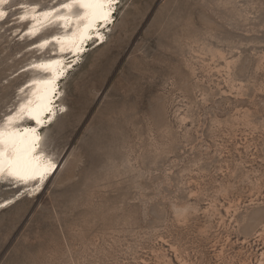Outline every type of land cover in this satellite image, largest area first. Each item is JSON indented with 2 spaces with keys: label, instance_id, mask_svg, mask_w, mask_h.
Returning a JSON list of instances; mask_svg holds the SVG:
<instances>
[{
  "label": "rangeland",
  "instance_id": "374dc122",
  "mask_svg": "<svg viewBox=\"0 0 264 264\" xmlns=\"http://www.w3.org/2000/svg\"><path fill=\"white\" fill-rule=\"evenodd\" d=\"M22 47L0 30V111ZM64 103L0 264H264V0H122Z\"/></svg>",
  "mask_w": 264,
  "mask_h": 264
},
{
  "label": "snow or ice",
  "instance_id": "6c2138e0",
  "mask_svg": "<svg viewBox=\"0 0 264 264\" xmlns=\"http://www.w3.org/2000/svg\"><path fill=\"white\" fill-rule=\"evenodd\" d=\"M118 3L119 0H63L59 7L19 5L22 14L15 19L31 25L26 35L36 36L52 25L63 28L64 35L52 37L62 58L33 63L31 68L44 73L43 78L32 79L21 87L19 92L24 95L17 96L13 107L0 116V182L31 192L38 190L58 168L50 125L56 114L63 110L55 104L62 94L61 81L79 62L85 42L93 34L97 39L104 38L100 29L114 21ZM5 6L11 9L10 0H0V21H5L8 16ZM48 44L49 40L44 39L35 47L45 49ZM25 121L33 124L21 127V122ZM14 200L15 197L0 201V208Z\"/></svg>",
  "mask_w": 264,
  "mask_h": 264
},
{
  "label": "bare ground",
  "instance_id": "6f19581e",
  "mask_svg": "<svg viewBox=\"0 0 264 264\" xmlns=\"http://www.w3.org/2000/svg\"><path fill=\"white\" fill-rule=\"evenodd\" d=\"M62 2H63V0H19V1L10 0L11 9H9L7 6H5L4 10L8 12V16L6 17L5 21H0V30L3 29L4 27H6L8 24H15V26L10 29V38L12 39V38L16 37V35L18 33H20V31H21L22 34H19L17 36V38L23 39V35L27 33V29L31 25L30 24L28 26L20 25L21 22L18 19H15V17H18L19 15L22 14L21 10L20 11L16 10V9H19V5L24 4V3H31V4H37L41 8H45V7H52L53 5H56L57 7H59V4L62 3ZM121 2H122V0H119L118 5L116 6V12L114 13V21L111 24H109L107 27H103L102 26L101 29H100V31L103 34L104 38L102 40L101 39H97L95 34H93V37L85 42V48L82 50V55H81V58H80L79 62L76 63L75 66L71 70H69L66 78H64L61 81L62 94L56 99L55 104L58 106V108H61L63 110L59 111L56 114L54 120L52 121V124L50 125V128L54 124V122H56V120L59 118V116H61L63 114V112L66 109V106H65V103H64L65 83L67 82L71 72L74 70V68L76 66H78L83 61L84 56L91 49H94V48H97V47L101 46L106 41V39H107L109 33L111 32V29L113 28L114 23L116 21V15L118 13V10L120 9ZM58 28H61V30H58ZM41 32H42L41 35L38 38H36L35 40H33V41L29 42V43H26V44L22 43L23 47L20 50L24 51V50H27V49H31L32 47H35V45H39V43L42 40H44V39L49 40V42L53 41L52 37L55 36V35H64L63 28L58 26V25L48 26V27L44 28ZM104 32L106 34H104ZM69 35H71V32H69ZM32 37H34V36H28L29 39L32 38ZM53 42L55 43V41H53ZM46 49L47 48L39 49V52L44 51V54L41 57L37 58L36 59L37 61H35V62H31L33 60V57L30 58L28 61H26V64L21 67V69H25V68L31 67V65L33 63H37V62H39L41 60H47V59H53V58H62L61 54H60V51H59V47L56 45V43H55V45H50L48 47V50H46ZM20 50H19V52L16 53V56H20L21 55L22 52ZM35 54L36 53H34V55ZM65 55H67V53H65ZM69 57H71V56H67V58H69ZM10 77H12V76H10ZM40 78H43V77H41L39 75L30 74V76L28 78H26L27 80L25 81L24 77H22V82L23 81L24 82L23 83L21 82L20 85H18V86H16L14 88V91H13V94H12V98L4 106V108L0 111V116H4L6 111L13 107L17 96H19L20 94H21L20 96L24 95V94L19 92V89L21 87H23L25 84L29 83L32 79H40ZM16 106L18 107V104ZM30 124H33V122L25 121V122H21L20 126L24 127V126H28ZM54 154H55L56 159L58 161V168L52 173V175H50L44 181L43 185L38 190L29 192L27 188L20 187L17 190V194L15 196H13V197H15V200L19 199L20 197L34 198V197L38 196L39 194H41L43 192L45 186H47L49 181L55 176V174H57V171L59 169L60 156H59V154L57 153L56 150H55ZM0 183H4V182H0ZM29 187H31V186H29ZM24 193H27V194H24ZM12 198H10V199H12ZM6 200H9V199H5V200H2V201H6Z\"/></svg>",
  "mask_w": 264,
  "mask_h": 264
},
{
  "label": "water",
  "instance_id": "95a60500",
  "mask_svg": "<svg viewBox=\"0 0 264 264\" xmlns=\"http://www.w3.org/2000/svg\"><path fill=\"white\" fill-rule=\"evenodd\" d=\"M16 10H19L20 11V8L19 9H16ZM30 23H27V22H21L20 25H26L28 26ZM15 24H8L7 27L5 28H9V37H10V29L12 27H14ZM58 30H61V28H58ZM42 32H40L38 35L32 37V38H28V35L24 34L23 35V39H19L17 38V36L19 34H22L21 31L20 33H18L16 35V37L12 38L11 41H13L14 43L16 44H21L22 43H29L33 40H35L36 38H38L40 35H41ZM104 34H106L104 32ZM50 45H55V43L53 41H50L49 44H48V47ZM48 47L46 50H48ZM94 49H91L90 51H92ZM21 51V50H20ZM89 51V52H90ZM21 55L19 56V58H21L22 60L20 61V63L15 67V69L11 70L8 74V78L10 80H15L16 82L13 84V88H15L16 86L20 85L21 82H22V77H24V80L26 81L30 74H34V75H39L41 77L44 76V73L40 72L39 70H35V69H32L31 67H28V68H25V69H21L22 66H24L26 64V61H28L30 58L33 57V60L31 62H35L37 61L36 59L41 57L43 54H44V51H41L39 52V49L37 47H32L31 49H27V50H24V51H21ZM34 53H36L34 55ZM16 54V53H15ZM68 59H71V57H69ZM19 70V71H18ZM18 71V72H17ZM17 72V73H16ZM12 76V77H10ZM24 82V81H23ZM22 82V83H23ZM27 91V90H26ZM23 94V93H22ZM21 95V94H20ZM19 95V96H20ZM0 188L3 189L4 191H6V194L3 196V197H0V201L2 200H5V199H10L12 198L13 196H15L17 194V190L20 188L18 187H14L8 183H0ZM26 197H20L19 199L17 200H14L13 203H10L8 204V206L4 207V208H0V213L6 209H9L11 207H13L16 203H18L19 201H21L22 199H24Z\"/></svg>",
  "mask_w": 264,
  "mask_h": 264
}]
</instances>
